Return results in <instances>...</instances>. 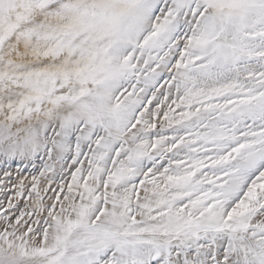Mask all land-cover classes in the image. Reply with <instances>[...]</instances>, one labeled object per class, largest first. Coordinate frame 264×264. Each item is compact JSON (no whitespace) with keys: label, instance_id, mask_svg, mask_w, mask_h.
Listing matches in <instances>:
<instances>
[{"label":"snow or ice","instance_id":"1","mask_svg":"<svg viewBox=\"0 0 264 264\" xmlns=\"http://www.w3.org/2000/svg\"><path fill=\"white\" fill-rule=\"evenodd\" d=\"M0 264H264V0H0Z\"/></svg>","mask_w":264,"mask_h":264}]
</instances>
